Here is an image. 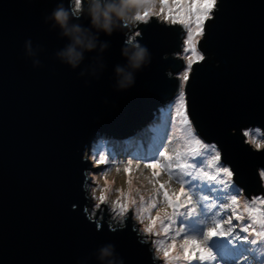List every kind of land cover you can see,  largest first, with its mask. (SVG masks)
Wrapping results in <instances>:
<instances>
[{
	"label": "water",
	"instance_id": "water-1",
	"mask_svg": "<svg viewBox=\"0 0 264 264\" xmlns=\"http://www.w3.org/2000/svg\"><path fill=\"white\" fill-rule=\"evenodd\" d=\"M60 3L69 6L0 0V264H107L100 258L107 245L114 264H161L133 212L109 222L88 208L89 170L100 165L86 150L98 137L149 125L178 99L184 26L152 17L102 33L110 47L99 60L86 53L73 69L56 57L67 38L45 22ZM133 34L150 55L134 85L120 89L114 69L127 63L122 48ZM198 47L204 57L184 86L188 117L244 194L257 198L264 194V0H217Z\"/></svg>",
	"mask_w": 264,
	"mask_h": 264
},
{
	"label": "rangeland",
	"instance_id": "rangeland-1",
	"mask_svg": "<svg viewBox=\"0 0 264 264\" xmlns=\"http://www.w3.org/2000/svg\"><path fill=\"white\" fill-rule=\"evenodd\" d=\"M204 2L211 3L212 0H167L168 7L174 5L180 6L178 8L173 7L174 17L176 15H183L185 17V22L181 23L186 27L183 31L184 47L187 48L186 37L190 34L193 36L196 49L190 67L188 66V56L190 54L187 51L182 52V50L179 53L186 62V67L180 72L183 88L182 91L178 93V97H182L183 103H181L180 98L165 103V105L161 106L160 112L157 114L156 118L149 123H154L158 119H166V121L170 122L171 132L166 140L168 143L165 141L159 152H155L156 155L151 157L144 156V154H142L143 151H138L136 154L129 155L133 143L132 138L138 136L143 137V135H145V129L148 128L147 125L139 129L133 136L117 135L98 137L91 148L86 150V155L88 156L89 154V156L93 158L95 164H97V159L107 161L106 163L97 164L100 165L98 170H89L91 183L88 208L104 211L109 222H125L130 214L135 212L136 217L141 222L142 234L155 239L156 254L161 264H183L180 262V259L184 258L185 260L186 258L182 250L178 251L180 255H182L181 258L178 255L179 253L175 256L168 254L167 257L164 253L165 251L169 253V246L174 242L180 243L183 247V241L186 237L201 241V247H205L202 237L200 235H194L189 229H186L185 232L180 235H176L179 230V216L176 211H174L173 207L164 200V191H167L170 195H179L180 189L186 187L181 183V181L187 179L183 175L186 171H191L193 175L198 177L197 185L204 191L202 194L199 191L193 192L186 190V195L193 196V203H204L206 205L224 204L227 206L231 203L232 196H235L238 192H242L238 198L239 207L237 211L240 215L245 217L243 224L252 223L256 230H260V232L264 233V227H262L261 224V222H264V204L261 203L260 199L256 200V204L252 203L251 201L253 199L245 195L242 188L234 182L233 175H221L220 168L222 166L228 167V165L224 164L221 159H214L217 155L220 157L219 150L213 143H206L197 135L187 114L186 96L184 92V86L187 80L184 79V75L187 74V77H189L193 63L201 61L204 57L203 52L198 47V42L203 37L205 23L212 16L217 0H214L213 6L208 11L207 17L202 20V28L198 29L196 16L201 10L197 6ZM146 4V8L151 9L147 18L151 19L152 17H157L162 21L172 22V19L168 18V7H165L164 12H161V0H146ZM146 8L141 11V14H143ZM200 57H202V59ZM150 133H152V129ZM146 137L148 138L149 135ZM146 137L142 138V140L145 141ZM106 141L108 144L105 145ZM108 145H110L111 148L107 151L106 147ZM144 149L145 147L143 150ZM161 152L166 153V155L159 156ZM193 157H195V167L176 168L177 165H191ZM154 159L159 160L160 166L156 169L146 167V164L151 163ZM262 172H264V170H262L261 173ZM128 173H130L132 178H130ZM154 173H158V175H154ZM205 173H207V176ZM134 174L136 177H141V181H137L138 184L140 182L144 183H141L138 187L144 190L143 193L146 195V200L140 197L139 194L133 193L129 188V185H133L135 182ZM106 176H111L113 180L115 179L113 187L109 185L106 187ZM212 176H215L216 180L210 179ZM262 184L264 186V178H262ZM160 185L164 186L163 189L160 188ZM209 187H212L214 191L210 193V199L208 201H203V195H209ZM132 193L135 194V196H133ZM102 195L105 197L103 203H101L100 200ZM257 197L264 198V194H258ZM116 202L125 205L127 211L124 215L119 214L120 210ZM153 202L156 204L155 208L151 206ZM180 203H187L184 196H181ZM233 207L236 206L233 205ZM245 209H247V211H245ZM181 211L184 210L181 209ZM212 211L215 212L216 209H212ZM156 215L161 217V225L159 227H154L153 234L150 235L146 232V228L151 223V220L156 218ZM204 218H207L206 212ZM221 219L222 216L220 215L212 216L211 219L205 221L206 227H213V221H219ZM170 220L175 222L172 223L169 232L166 233L164 228ZM233 223L235 224L237 221L233 220ZM157 225L158 222L156 220L155 226ZM236 231L239 232L240 229L237 228ZM240 234L242 236L248 235L247 233ZM251 240L252 235L249 236V241L247 242H235L240 249V253H242L240 255L241 264H264V249L263 252L258 255ZM190 249L194 251L192 246H189V251ZM191 260L194 264H201L198 252L196 253V259ZM203 264H208V262L205 261Z\"/></svg>",
	"mask_w": 264,
	"mask_h": 264
},
{
	"label": "snow or ice",
	"instance_id": "snow-or-ice-1",
	"mask_svg": "<svg viewBox=\"0 0 264 264\" xmlns=\"http://www.w3.org/2000/svg\"><path fill=\"white\" fill-rule=\"evenodd\" d=\"M214 0H212L211 3L204 2L199 4L197 7L201 10L197 16H196V22L198 29L202 28V20L207 17L208 11L213 6ZM161 12H164V8L168 7L167 0H161ZM173 7H180L179 5H174L171 7H168V18L172 19L173 23H184L185 17L183 15H176L174 17L173 13ZM151 9L146 8L143 14H139L137 16V20H146V18L149 16ZM186 43L187 48L184 47V45H181L182 52L187 51L190 55L188 56V66H191V62L193 59V56L195 55L196 49L195 44L193 40L192 35H187L186 37ZM202 59V57H200ZM187 74L184 75V79L187 80ZM181 99V103H183L182 97H178ZM247 135V133L245 134ZM253 135H255L253 133ZM259 147V145H257ZM166 153H159V156H165ZM214 159L219 160L220 157L217 155L214 157ZM192 164L191 165H177L176 168H187L189 166L195 167V157L192 158ZM107 161L97 159V164L100 163H106ZM159 160L154 159L151 163L146 164V167L156 169L159 167ZM127 171V169H126ZM221 175L227 174L229 176H232L233 173L230 171L228 167L222 166L220 168ZM154 175H158V173H154ZM183 175L187 178L181 183L185 185L186 187H182L180 189V194H172L170 195L167 191H164V200L168 202L170 206L173 207L174 211H176L177 215L179 216L178 224H179V230L176 233V235H180L185 232L186 229H189L194 235H200L202 237L203 242L205 243V247H201V241H197L196 239H189L184 238L183 241V247H184V253L186 259H196V253H199V260L201 264L203 262L207 261L208 264H241L240 260V249L238 245L235 243L236 241L241 242H247L249 241V236L252 235L254 237H259L264 235V233L257 231L252 223L243 224V221L245 219L244 216L240 215L237 211L239 205H238V198L242 194V192H238L235 196L231 197V203L227 206L224 204H211L206 205L204 203H193V196L192 195H186L187 191H199L203 194V189L199 188L197 185L198 177L193 175V172L186 171L183 173ZM207 176V173H205ZM261 177L264 178V172L261 173ZM212 180H216L215 176L210 177ZM163 185H160V188L163 189ZM209 195H203V201H208L210 199V193L214 191L212 187H209ZM181 196H184L187 203H180ZM255 199H260L261 203L264 204V198H254L251 202L255 203ZM101 203L105 200V197L102 195L100 197ZM118 205V208L120 210V215H124V213L127 211L125 205L119 204V202H116ZM235 205L236 207H233ZM153 208L156 207V204L153 202L151 205ZM199 208V211H198ZM183 209L184 211H181ZM212 209H216L215 212L212 211ZM247 211V209H245ZM205 212L207 213V218H204ZM230 213V214H226ZM220 215L222 216V219L219 221H213V227H206V220H209L212 218V216ZM133 217H135V212L133 213ZM159 219V217H156L155 219L151 220V223L146 228V232L148 234H153V228L155 227L156 220ZM233 220L237 221V223H233ZM175 221L170 220L168 224L165 225V232H169L172 223ZM255 222V221H254ZM262 227H264V222H261ZM239 228L240 231L237 232L236 229ZM138 231V230H137ZM240 233H247L248 235H241ZM252 244H257V239L253 238L251 240ZM189 246H192L194 248V251L191 252V255H189ZM173 247L175 245L173 244ZM168 252L165 251L164 255L167 257Z\"/></svg>",
	"mask_w": 264,
	"mask_h": 264
},
{
	"label": "clouds",
	"instance_id": "clouds-1",
	"mask_svg": "<svg viewBox=\"0 0 264 264\" xmlns=\"http://www.w3.org/2000/svg\"><path fill=\"white\" fill-rule=\"evenodd\" d=\"M146 7V0H69L68 7H65L63 3L58 4L45 17V22L49 23L52 29H59V35L68 40V43L56 52V57L73 69L81 65L86 53H98L96 59L99 60L100 54L110 47L108 41L100 39V35L103 33L111 36L125 27L135 25L137 16ZM83 17L89 21L87 26L79 22ZM25 48L31 54V40L25 42ZM122 55L127 63L117 64L114 70L119 77V88L126 89L134 85L135 73L148 62L150 54L145 46L136 41L133 34L128 36L122 48ZM39 65V60L34 61V66ZM100 66L103 67V64ZM84 73L82 71L80 75L83 76ZM137 131L128 136H133ZM113 252L112 245L102 247L101 260L106 261L107 264H114Z\"/></svg>",
	"mask_w": 264,
	"mask_h": 264
},
{
	"label": "trees",
	"instance_id": "trees-1",
	"mask_svg": "<svg viewBox=\"0 0 264 264\" xmlns=\"http://www.w3.org/2000/svg\"><path fill=\"white\" fill-rule=\"evenodd\" d=\"M170 128H171V124H170V122L166 121V119L165 120L158 119L154 123L149 124L148 128L145 129V135H143L144 137L149 135V137H148L149 140L146 137V140L143 141L142 140L143 137H140V136L132 138L133 143L131 145V153L129 155L136 154L138 151H140V152L143 151L142 154H144V156L151 157V156L156 155L155 152L158 153L160 148L163 146L165 141L168 139V136L171 132ZM151 129H152V133H150ZM108 141H111V140H108ZM167 143H168V141H167ZM106 144H108L107 141H106L105 145ZM144 147H145V149L143 150ZM110 148H111V146L108 145L106 147V150L108 151ZM129 155H127V156H129Z\"/></svg>",
	"mask_w": 264,
	"mask_h": 264
},
{
	"label": "bare ground",
	"instance_id": "bare-ground-1",
	"mask_svg": "<svg viewBox=\"0 0 264 264\" xmlns=\"http://www.w3.org/2000/svg\"><path fill=\"white\" fill-rule=\"evenodd\" d=\"M184 28H186V27H184ZM181 91H182V89H181ZM180 91V92H181ZM129 175H130V173H128ZM134 176V180H135V182H134V184L133 185H129V188L133 191V193H136V194H139L140 195V197H142V198H145V200H146V195L143 193L144 192V190H142L141 188H139L138 186H140L141 185V183H143V182H140L139 184L137 183V181L139 182V180L141 181V177L139 176V177H136V175L134 174L133 175ZM107 177V181L105 182V184H106V187L109 185V186H114V184H115V179L113 180L112 179V177L111 176H106ZM130 178H132V176L130 175ZM144 184V183H143ZM132 193V194H133ZM133 196H135V194H133ZM159 215H156L155 217H158ZM161 221H162V219H161V217H159V219H157V222H158V225L157 226H155V227H159L160 225H161ZM257 231H259L260 232V230H257ZM263 233V232H262ZM253 238H255V239H257V241H258V243L257 244H253V246L255 247V250H256V252H257V254L259 255V254H261L262 252H263V249H264V235H262V236H259V237H254V236H252V239ZM173 244L175 245V247H173ZM171 246H169V254L170 255H176V254H178L179 252V250H182L183 251V255H185V253H184V248L182 247V245L180 244V243H178V242H174ZM257 245V246H256ZM194 249V248H193ZM193 250L192 249H190V251H189V255L191 254V252H192ZM179 255V257L181 258L182 257V255H180V253L178 254ZM186 260V259H185ZM184 260V258H181L180 259V262L181 263H183V264H194L193 263V261L191 260V259H187L186 261Z\"/></svg>",
	"mask_w": 264,
	"mask_h": 264
}]
</instances>
